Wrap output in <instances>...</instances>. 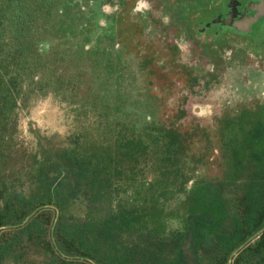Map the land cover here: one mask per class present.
<instances>
[{
  "label": "trees",
  "instance_id": "1",
  "mask_svg": "<svg viewBox=\"0 0 264 264\" xmlns=\"http://www.w3.org/2000/svg\"><path fill=\"white\" fill-rule=\"evenodd\" d=\"M75 4L0 0V264H264V104L210 129L162 117ZM47 97L73 128L27 144Z\"/></svg>",
  "mask_w": 264,
  "mask_h": 264
},
{
  "label": "flooded vegetation",
  "instance_id": "2",
  "mask_svg": "<svg viewBox=\"0 0 264 264\" xmlns=\"http://www.w3.org/2000/svg\"><path fill=\"white\" fill-rule=\"evenodd\" d=\"M93 42L113 53L125 49L129 74L140 72L151 80L162 117L182 112L195 98L194 117L211 116L212 122L192 119L190 125L213 128L221 116L264 104L263 98L236 101L214 113L208 97L226 85L231 94L243 83L264 79V0H75ZM86 20V21H85ZM87 22V23H86ZM80 28H83L80 27ZM96 38V39H95ZM245 73L239 76V74ZM139 74V75H140ZM241 80H239V78ZM180 85V87L178 86ZM176 109L168 111L167 99L179 90ZM178 91L177 93L175 92ZM184 92V91H183ZM251 94L246 95H253ZM258 98V99H257ZM239 100V99H237ZM157 106V107H158ZM197 108L199 110H197ZM184 124V123H183ZM203 174H217L210 159Z\"/></svg>",
  "mask_w": 264,
  "mask_h": 264
},
{
  "label": "rangeland",
  "instance_id": "3",
  "mask_svg": "<svg viewBox=\"0 0 264 264\" xmlns=\"http://www.w3.org/2000/svg\"><path fill=\"white\" fill-rule=\"evenodd\" d=\"M75 2V0H72ZM76 3V2H75ZM80 11V5L77 3L73 7V12L76 13ZM242 75V77L245 75V73H240L239 76ZM261 75L264 77V72H261ZM238 76V78H239ZM239 80H241L239 78ZM144 81L143 76L137 75V79L133 82V87L131 90V94L133 96L139 94V89L144 87ZM180 87V85L178 84ZM237 85H234L235 91H240L242 94L240 96H235L231 94V91L226 85L222 86V88H219V90H216L213 92L209 97V101L214 105V113L218 114L220 113L224 106H226L229 103H233L236 101H250V98H256L264 97V79L255 82V83H243L241 85H238V89H236ZM141 90V89H140ZM184 91V92H183ZM177 93L178 91L175 90ZM253 95H246L251 94ZM182 93H185V90L182 89L176 96L172 99H167L168 102V111L170 109H176V102L177 97L181 96ZM257 98V99H258ZM195 98H190L188 104L186 105V108L188 110V116L183 121L184 125L187 126L191 123L192 119H196L201 121L202 123H210L212 122L211 116H202L201 120L194 117V113L192 112V108L194 105ZM239 99V100H237ZM197 110H199L197 108ZM72 118L71 114L66 110L63 106V104H58L52 97H47L44 100L38 102L27 114H23L20 119V133L21 137L24 139V141L27 144L32 145L34 143V138L32 131H41L45 134H52V133H60L62 135H65L69 133L72 130Z\"/></svg>",
  "mask_w": 264,
  "mask_h": 264
},
{
  "label": "water",
  "instance_id": "4",
  "mask_svg": "<svg viewBox=\"0 0 264 264\" xmlns=\"http://www.w3.org/2000/svg\"><path fill=\"white\" fill-rule=\"evenodd\" d=\"M37 210V209H36ZM35 210V211H36ZM34 211V212H35ZM34 212H32L29 216H31ZM2 228H4V227H2ZM1 229V228H0ZM254 236H252V237H250L249 239H247L238 249H240L241 247H243L244 245H246L249 241H251V239L253 238Z\"/></svg>",
  "mask_w": 264,
  "mask_h": 264
}]
</instances>
